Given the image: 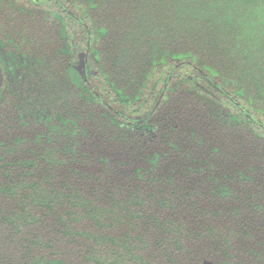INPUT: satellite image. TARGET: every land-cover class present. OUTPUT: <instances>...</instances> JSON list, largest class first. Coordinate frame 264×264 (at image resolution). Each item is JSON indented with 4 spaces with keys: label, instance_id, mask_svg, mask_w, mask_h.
Returning <instances> with one entry per match:
<instances>
[{
    "label": "trees",
    "instance_id": "obj_1",
    "mask_svg": "<svg viewBox=\"0 0 264 264\" xmlns=\"http://www.w3.org/2000/svg\"><path fill=\"white\" fill-rule=\"evenodd\" d=\"M264 264V0H0V264Z\"/></svg>",
    "mask_w": 264,
    "mask_h": 264
},
{
    "label": "water",
    "instance_id": "obj_2",
    "mask_svg": "<svg viewBox=\"0 0 264 264\" xmlns=\"http://www.w3.org/2000/svg\"><path fill=\"white\" fill-rule=\"evenodd\" d=\"M197 264H214V263H212L211 261H202V262H200V263H197Z\"/></svg>",
    "mask_w": 264,
    "mask_h": 264
}]
</instances>
